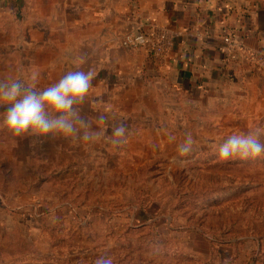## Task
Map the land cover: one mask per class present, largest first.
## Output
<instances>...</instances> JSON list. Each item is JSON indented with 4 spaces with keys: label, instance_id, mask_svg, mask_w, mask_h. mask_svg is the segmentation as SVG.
<instances>
[{
    "label": "rangeland",
    "instance_id": "obj_1",
    "mask_svg": "<svg viewBox=\"0 0 264 264\" xmlns=\"http://www.w3.org/2000/svg\"><path fill=\"white\" fill-rule=\"evenodd\" d=\"M17 46L2 49L0 80L59 81ZM153 94L121 120L89 112L88 91L75 105L98 133L87 141L14 136L0 106V264H264V154L219 157L229 136L264 129V73L194 104Z\"/></svg>",
    "mask_w": 264,
    "mask_h": 264
},
{
    "label": "crops",
    "instance_id": "obj_2",
    "mask_svg": "<svg viewBox=\"0 0 264 264\" xmlns=\"http://www.w3.org/2000/svg\"><path fill=\"white\" fill-rule=\"evenodd\" d=\"M145 24L174 33L166 56L121 48L120 39ZM227 37L235 41L231 50ZM17 44L32 54L26 67H42L43 82L91 71L89 112L106 106L122 120L133 100L150 105L154 92L194 104L200 92L213 97L261 76L264 69L240 47L264 49V0H23L20 9L16 0H0V55L20 50Z\"/></svg>",
    "mask_w": 264,
    "mask_h": 264
},
{
    "label": "clouds",
    "instance_id": "obj_3",
    "mask_svg": "<svg viewBox=\"0 0 264 264\" xmlns=\"http://www.w3.org/2000/svg\"><path fill=\"white\" fill-rule=\"evenodd\" d=\"M92 78L91 71H70L42 91H37L34 84L26 85L18 79L0 80V106H7L3 126L14 136L22 138L29 132L38 137L71 136L86 141L94 138L98 133L90 130L88 122L75 108L88 93ZM125 132V127L121 125L115 129V136L123 137ZM120 142L119 139L113 140L114 144ZM190 145L189 136L181 151L187 152ZM261 154H264L262 128L233 134L219 146V157L224 160L234 156L249 159ZM95 264H113V260L102 256Z\"/></svg>",
    "mask_w": 264,
    "mask_h": 264
},
{
    "label": "built area",
    "instance_id": "obj_4",
    "mask_svg": "<svg viewBox=\"0 0 264 264\" xmlns=\"http://www.w3.org/2000/svg\"><path fill=\"white\" fill-rule=\"evenodd\" d=\"M174 33L166 28L155 25H141L135 31L125 34L120 39L121 48L129 53L145 52L154 57L166 56L172 45ZM228 48L231 50L235 41L231 37L224 39ZM244 59L253 65L264 68V49H256L242 46Z\"/></svg>",
    "mask_w": 264,
    "mask_h": 264
},
{
    "label": "trees",
    "instance_id": "obj_5",
    "mask_svg": "<svg viewBox=\"0 0 264 264\" xmlns=\"http://www.w3.org/2000/svg\"><path fill=\"white\" fill-rule=\"evenodd\" d=\"M40 221H46L45 214H42V215H41ZM250 258H251V257H250ZM250 258H249V259H250ZM248 263H249V261L247 260V261H246V264H248ZM252 264H257L256 260H252Z\"/></svg>",
    "mask_w": 264,
    "mask_h": 264
},
{
    "label": "water",
    "instance_id": "obj_6",
    "mask_svg": "<svg viewBox=\"0 0 264 264\" xmlns=\"http://www.w3.org/2000/svg\"><path fill=\"white\" fill-rule=\"evenodd\" d=\"M23 0H16L17 5L20 7L22 5Z\"/></svg>",
    "mask_w": 264,
    "mask_h": 264
}]
</instances>
